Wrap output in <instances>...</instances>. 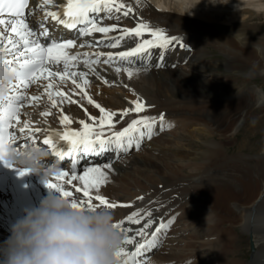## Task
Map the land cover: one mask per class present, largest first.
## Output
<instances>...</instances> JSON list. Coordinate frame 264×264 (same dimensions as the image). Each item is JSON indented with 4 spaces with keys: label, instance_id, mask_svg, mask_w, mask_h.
I'll return each mask as SVG.
<instances>
[{
    "label": "bare ground",
    "instance_id": "1",
    "mask_svg": "<svg viewBox=\"0 0 264 264\" xmlns=\"http://www.w3.org/2000/svg\"><path fill=\"white\" fill-rule=\"evenodd\" d=\"M64 1L54 0L53 4L42 8L40 7L42 0H30L24 18L37 33L41 30L38 24L40 22L48 29L51 39L58 42L67 39L75 40L77 46L69 50L73 54L88 53V58L95 60L98 52L115 54L129 50L141 40L151 39V35L145 33L140 38L134 35L125 37L121 46L116 49L108 48L106 44L110 38L122 35L121 29H131L141 22L147 23L153 29L164 30L169 37H177L178 41L184 45L180 47L174 43L166 50L151 49L150 60L136 61L130 66L134 72L132 78L123 71L124 67H129L126 62L104 65L102 61L107 58L106 55L100 57V64L94 65L95 73L89 72L82 62L71 69L77 72H89L86 78L90 83L96 84L97 87L102 85L108 87L106 90H86L88 95L106 110L116 111L119 114L121 110L132 106L130 101L136 100L137 97L148 106L145 112H133L120 120V123L115 124L114 130H122L131 119L138 116L147 115L158 118L161 113L165 116L163 122L165 130L159 131L160 123L157 121L153 137L150 140L145 138L139 150L133 147L127 153L121 152L118 159L115 151L107 152L102 156H81L76 166L80 168L78 172L80 175L90 164V166H102L112 163V169L106 170L108 182L102 186L100 194L108 198L111 203L132 205V207L110 209L114 213L116 223L138 209L152 212L153 227L148 230L147 237H137V242L142 243L145 239H150L151 232L155 231L159 223H166L169 219L173 221L166 230L158 234V238L167 237L163 245L159 249L146 251L138 259L142 260L143 264H181V257L190 252L194 253L198 259L191 264H222L217 259L219 245L213 242V237L216 235L213 227L218 221L233 214L240 217L238 225L241 231L254 235L253 241L256 248L252 245L254 252L248 264H264V172L261 176L259 175L261 181L255 187V177L258 175L253 173L255 169L250 168L251 174L239 176L234 162L222 156L220 145L211 139V136L215 134H226L233 139L238 125L247 119V113L251 112L252 108H264V91L261 93L253 87L248 90L251 98L244 100L238 106H234L232 98L222 96L228 88L223 81L233 78L231 75V78L227 76L229 72L241 73L245 68L244 74L248 79H253L260 74L264 76V21L252 20L254 10L258 11L261 8L264 10V0H242L241 2L218 0V5L211 4L209 0H173V2L172 0H154L157 6L147 3L148 0H117L126 7L120 13L113 11L110 14L112 18H108L107 14H101L102 19L99 21L100 26L110 27L115 24L116 30L107 34L92 33L89 36L79 35V28L83 27L82 25L77 26L76 29H63L51 17L44 18L45 11H60V5ZM172 3L174 6H171ZM184 3L190 5L185 7ZM204 4L210 8L206 11L207 14L202 12L201 8H192L193 5L198 7ZM236 5L239 8L233 11L239 14L237 18L229 14L228 21L216 22L214 26L209 23L208 18L213 15L218 16L220 9L229 10ZM129 6L133 11L124 17L123 11ZM117 16L119 19H115ZM43 39L45 38L40 37V42ZM101 40L105 43L101 44ZM82 43L85 44L83 48L79 47ZM207 46L216 48L223 56V62L220 61L222 59L210 65L204 62L203 59L208 58V53L205 52ZM161 52H163V60L160 59ZM83 59L84 57L81 56L80 60ZM219 63H223L227 72L221 74V80L218 74L219 77L216 80L215 72H211V69ZM60 67L62 69V65ZM115 67H121L119 74L115 72ZM98 76L103 79H98ZM55 79L56 82L59 81V78ZM104 80L108 83L105 84ZM244 80L247 79L244 78ZM77 82L82 83V80L77 77ZM47 83L49 81L41 80L31 85L27 95H41L43 86ZM192 86H195L196 90L192 89ZM200 86L204 88L199 89ZM241 88L243 89L244 85ZM79 92L78 89L76 94L69 95L77 103L64 102L62 106L58 105L55 109L51 107L48 99H41L36 104H30L27 100L24 102V107L20 111L21 122L29 120L34 128L41 129L36 134V146L48 152L44 162L45 167L55 166L57 171L70 172V163L52 156L51 149L42 143L45 137L53 132H61L65 128V125L60 124L61 115L69 116L73 122L67 127L76 130L81 127L79 120L91 122L88 120L89 115L95 117L100 115L99 109L89 105L82 94H77ZM213 92L216 94L213 95ZM237 92L232 91L230 94ZM43 96L47 98V95ZM231 103L233 107L228 108L226 105ZM44 111H50L52 114L47 117L41 116L40 113ZM219 111L224 116L221 117ZM259 120L260 117H255L254 125H251L254 129L251 127L253 130L249 132L250 135L258 131ZM196 121L200 125L196 132L199 131L200 134L197 135L203 144L200 150L202 159L195 162L198 166L189 164L193 161L189 143L195 138L190 132L184 131V126L190 122V127L195 123L197 125ZM169 125L171 127H168ZM10 131L19 134L18 127L10 128ZM249 143V140L242 138L238 143L234 141L232 146L235 145L237 151H250V147L253 149L255 146L252 144L248 147ZM57 147L59 148V141ZM261 148L263 149L260 153L264 155V145ZM22 169L15 165L13 179L8 173L1 175L0 238L4 240H0V249L5 246L7 237L11 236L13 225L18 221V207L11 197V189L20 192L25 214L26 210L38 206L40 200L50 191H55L46 189V185L41 183V176L37 174L18 175ZM29 178L32 179L30 186L27 182ZM48 180L62 182L55 181L54 175ZM79 184V181L74 182L75 186ZM226 184L231 185L232 188L227 187ZM64 186L74 192L73 185L65 183ZM233 189L236 196L230 195ZM141 196L144 199L137 200V197ZM244 196L246 200L241 202ZM74 197L83 198L82 194L75 192ZM30 199L32 202H29ZM94 203L98 202L94 201ZM146 219L148 217H145ZM143 223L144 220L141 224ZM124 226L133 229L131 234L134 235L135 229L141 225L125 222ZM195 242L201 244L195 245ZM135 246V242L132 245L123 244L129 252L134 251ZM153 251H157V254L152 255ZM186 257L189 258V255ZM2 259L3 257L0 256V260ZM125 259L127 258L121 257L120 264H123ZM186 262H190L189 259Z\"/></svg>",
    "mask_w": 264,
    "mask_h": 264
},
{
    "label": "snow or ice",
    "instance_id": "2",
    "mask_svg": "<svg viewBox=\"0 0 264 264\" xmlns=\"http://www.w3.org/2000/svg\"><path fill=\"white\" fill-rule=\"evenodd\" d=\"M54 0H42L40 7L53 4ZM29 0H0V67H6L11 73L15 74V83L10 86L9 95L4 101H0V151H3L7 146L11 145L17 150L21 147L26 148L31 145H37L36 134L41 131L38 127H33L29 120L21 122L20 111L24 107V102L27 100L30 104L38 103L43 95H47L48 101L53 109L57 108L58 103L63 104L77 103L67 92L63 90L52 91L56 86V79L59 78L60 84H65L68 80L72 85L87 99L89 105H93L99 109V117L89 115L88 120H79L81 126L79 130L67 127L72 124V119L67 115H61L60 124L65 125L63 132H53L45 137L42 141L43 145L51 149L54 156L60 160L68 158L70 160L69 171H57L54 175L55 181H45L47 188L55 190L64 198H70L74 208L94 210L101 206L115 209L117 207H132L128 204H117L109 202V199L100 194L101 188L108 182V171L112 169V163H106L102 166H90L83 169V173L78 175L75 171L78 159L83 156H102L107 152L115 151L117 159L121 152L127 153L135 147L140 149L142 142L151 139L154 135V129L157 121L160 123L159 131L165 130L164 114L159 117L154 116H138L131 119L122 130H114L115 124L119 123L130 113H143L148 106L137 97L136 100L130 101L129 108L119 112L106 110L99 103H96L86 91L89 86V80L86 78L89 72L95 73L94 65L101 63L100 57L106 55V59L102 61L104 65L117 64L126 62L129 67H124L123 71L129 78H132L134 72L131 65L136 61L146 62L151 59V49L166 50L170 45L178 44L180 47L184 45L178 41L177 37H169L164 30L159 28H151L147 23H138L136 27L131 29L123 28L120 31L122 35L110 38L106 44L108 48L116 49L121 46L125 37L135 36L142 37L145 33L151 35V39H143L129 50L119 51L115 54L112 52L96 53V59H89L88 53H71L69 50L75 48L76 41L67 39L63 42H58L51 39L48 29L43 23L38 22L39 33L34 27H30L29 23L24 18V11L28 7ZM126 6L123 3H118L117 0H66V3L60 5L61 11H45L44 18L51 17L53 21L64 25L67 29H76L78 25L80 36H89L92 33H103L115 31L117 26H100L99 21L102 19L101 14H107L108 18H112L110 14L115 11L120 13ZM133 9L129 6L123 11V16L127 17ZM66 17L61 18V17ZM119 19V17H115ZM40 37L45 38V43L40 42ZM51 39L49 43L48 40ZM105 43L104 40L100 41ZM79 47H85L82 43ZM84 59L81 61L80 57ZM160 59L163 60V52L160 54ZM82 62L89 69V72L72 71L71 69L77 66V63ZM62 65V69L61 66ZM160 66V65H157ZM115 72L119 74L121 67H115ZM138 71V70H137ZM77 77L82 80V83L77 82ZM98 79H103L99 77ZM44 80L49 81L43 86L41 95H27V90L33 84ZM105 84L107 80L103 81ZM54 97H59V101ZM50 111L41 112L40 115L47 117L51 115ZM114 118L115 122H114ZM15 121V123H13ZM18 127V133L10 132L9 129ZM168 127H171L169 125ZM110 133V134H108ZM58 141H64L67 148L57 147ZM38 147V146H37ZM5 162V166L12 165ZM30 173V169L23 168L18 172V175L24 176ZM79 181V186H75L74 182ZM73 185L76 194H82L83 198L74 197V192L65 188L64 184ZM95 191V194H93ZM144 197H137V200H143ZM94 201L98 203H94ZM152 212L145 210H135L128 216L117 222L114 227L124 235V245L136 244L135 250L129 252L125 247H122L117 253V258L126 257L123 264H143V261L138 259L142 257L146 251L157 246L158 234L162 230H166L173 221L169 219L166 223L161 222L151 232V238L145 239L140 243L136 241L137 237H147L148 230L153 227L151 219ZM145 217L148 219L145 220ZM142 220L144 223L141 224ZM125 222L131 225H141L135 229V234L132 235L133 229L125 227Z\"/></svg>",
    "mask_w": 264,
    "mask_h": 264
},
{
    "label": "clouds",
    "instance_id": "3",
    "mask_svg": "<svg viewBox=\"0 0 264 264\" xmlns=\"http://www.w3.org/2000/svg\"><path fill=\"white\" fill-rule=\"evenodd\" d=\"M15 79L14 73L0 67V101L6 100ZM47 156L45 149L35 145L20 150L9 145L0 151V161L43 173V184L57 172L55 166H44ZM115 224L109 208H74L70 198L50 191L13 225L0 249V264H120L117 253L124 235Z\"/></svg>",
    "mask_w": 264,
    "mask_h": 264
},
{
    "label": "rangeland",
    "instance_id": "4",
    "mask_svg": "<svg viewBox=\"0 0 264 264\" xmlns=\"http://www.w3.org/2000/svg\"><path fill=\"white\" fill-rule=\"evenodd\" d=\"M238 1L241 2L242 0H238ZM172 2H173V0H172ZM185 2H187V1H185ZM209 2L211 4L212 3L216 4V5L219 4L218 0H209ZM147 3H151V4L153 3L154 6H157L155 4L154 0H148ZM195 3H197V1ZM189 5L190 4L187 5L186 3L183 4V6H185V7H188ZM196 5L195 6L193 5L192 8H195V7L199 8V9L201 8V11L205 12L206 14H207L206 11H208V9H210L209 7H207L206 4L198 6V7ZM171 6H174V4L172 3ZM185 7H183L184 12H185ZM251 8L254 9V7H251ZM234 9H237L236 6L233 9H231V7H230L229 10L220 9L221 11H220V14L218 16L213 15V17L208 18L209 23L212 24V26H214L216 22L228 21V19L230 17L229 14H233L232 16H235L237 18L239 16V14H236V12L233 11ZM252 16H253L252 20H254V21L255 20L264 21V10L262 8L258 11L254 10V14ZM205 52H206V54L208 53L207 54L208 58L206 60L203 59V61L207 62L209 65L212 64L213 62L217 61L218 59L223 58V56L221 54H219V52L217 51L216 48H212V47L208 48V46H207L205 49ZM220 61L223 62V59ZM244 71H245V68H244ZM244 71L241 73H239L237 71L230 73L228 71L229 73L227 74V76L229 78H231V76H232L235 80H233V78H231V80H228V81L225 80L226 82L223 81V84L225 83L224 84L225 87L227 86L228 88L225 89L224 93H222V96L224 95L223 97H226L229 99L232 98L231 100L232 101L234 100L232 102L233 104H235L234 106H238L240 103H243L244 100L248 99L249 97L251 98V94L248 93V90L250 87H253V88L259 90V92H261V93H263V91H264V76L260 74L253 79H248V78H246V74H244ZM211 72H215L216 78L215 77L214 78L216 80H218V77L220 75L219 78L221 80V74L224 72L226 73L227 70H226L225 66L223 65V63H219L216 65V67L214 69H211ZM247 72H249V71H247ZM244 78L247 79L248 81L244 80ZM229 81H231V82L229 83ZM191 82H194V81H191ZM243 85H244V88L242 89L241 87ZM107 88L108 87L104 86V85L97 87L96 84L89 83V86L87 87L86 90L87 91H91L93 89L106 90ZM191 88L196 90L195 86H192ZM202 88H204V87L203 86L199 87V89H202ZM246 89H247V91H246ZM57 90H63L65 92H67L68 95H72V94H76V91L78 89H76L75 86L72 85L71 81L68 80L65 84H60L59 81H57L56 86H54L52 91L55 92ZM232 91H238V92L236 94H230V93H232ZM212 94L214 95V94H216V92H213ZM234 96L237 99H235ZM54 98L57 99V101H59V99H60L59 97H54ZM44 99L46 100L48 98H45V96H43L42 100H44ZM232 103L227 104L226 106L228 108L233 107ZM49 104L51 105V103H49ZM63 104L58 103L59 106H62ZM219 114L221 115V117L224 116L221 111H219ZM247 115H248L247 119L245 121H242L238 125L237 131L234 134L236 136L233 139L231 138V136H227L226 134H215V135L211 136V139L220 145L221 155L228 158V159H231L234 162V164L238 170L237 174L239 176L242 177L244 174H251L252 172H250V168H253V169H255V171L253 173L258 174L255 177L257 180L258 178L260 179V176L264 172V169H263L264 168V155H263V153H260L263 149L261 147L264 145V143H263L264 142V108L263 109H259V108L253 109L252 108L251 112H248ZM253 116L260 117V120L258 122V131L257 132L255 131V134L250 135L249 132L254 129V126H251V125H254V122H255L254 121L255 117H253ZM196 122H197V125L195 123L194 125H192V127L189 126V125H191V122L188 125L184 126V131L190 132L192 134V136H194V138H195V140H193L192 142L189 143V146L192 148V154L191 155L193 158V161L189 162L190 165L192 163L194 165L196 161L198 162V160L202 159V154H201L200 150L203 148V144L200 142L201 138H198V135L200 134L199 131L196 132V130L199 129L200 125L198 124V121H196ZM224 122H226V121H224ZM240 125H241V127H240ZM173 126H174V124H173ZM249 127H250V129H249ZM251 127L253 129H251ZM249 136H251V137L253 136V137L250 138ZM242 138L249 140L250 143L248 144V147H250L253 144L255 146V148L251 149V147H250V151H237V150H235V145L232 146V143L234 141L236 143H238L239 141H241ZM205 139L207 140V137H205ZM238 139H240V140H238ZM143 151H145V149H143ZM194 166H198V164L196 163ZM184 172H186V171L184 170ZM256 180L254 182L255 187L258 186L261 179L257 180V181ZM226 186L229 188H232L231 185L226 184ZM46 189H48V188H46ZM234 191H235V189L232 190V194H230V195L236 196L233 193ZM250 195L252 196V192ZM250 195H249V199L251 197ZM245 198H246V196H244L240 201L244 202L246 200ZM29 202H32V199H31V201L29 200ZM239 219H240V217H237V216L231 214L227 218L225 217L222 220H220L214 224L213 228L216 232V235H215V237H213L214 238L213 242L215 244L219 245L218 246L219 253L217 255V259L222 264H245V263L248 264L252 258L254 248H256V246L254 245L255 242L253 241L254 240L253 233L252 234L251 233H249V234L243 233L241 231V228L238 225ZM165 238H167V237L164 236V237L158 238L157 246L152 248V249H155V248L159 249L163 245ZM0 240L3 241L4 239L0 238ZM194 244L199 245L201 243L195 242ZM252 245L254 246V248L252 247ZM154 254H157V251H153L152 255H154ZM188 255H189V258L186 257ZM192 255H193V257H192ZM181 258H180L181 264H191V263L198 260L195 256V254L190 253V252L186 253ZM187 259H189L190 262H186Z\"/></svg>",
    "mask_w": 264,
    "mask_h": 264
}]
</instances>
